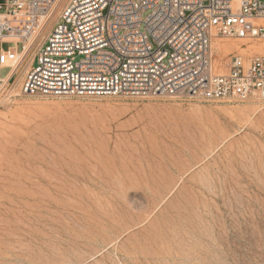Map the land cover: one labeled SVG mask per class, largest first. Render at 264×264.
<instances>
[{"label": "rangeland", "instance_id": "1", "mask_svg": "<svg viewBox=\"0 0 264 264\" xmlns=\"http://www.w3.org/2000/svg\"><path fill=\"white\" fill-rule=\"evenodd\" d=\"M66 1L0 93V264H264V105L22 93Z\"/></svg>", "mask_w": 264, "mask_h": 264}, {"label": "built area", "instance_id": "2", "mask_svg": "<svg viewBox=\"0 0 264 264\" xmlns=\"http://www.w3.org/2000/svg\"><path fill=\"white\" fill-rule=\"evenodd\" d=\"M60 2H0V70L8 69L0 93ZM216 37L264 39V0H67L37 47L21 92L182 94L204 102L253 98L264 105V55L232 54L227 70L218 72L211 54Z\"/></svg>", "mask_w": 264, "mask_h": 264}, {"label": "bare ground", "instance_id": "3", "mask_svg": "<svg viewBox=\"0 0 264 264\" xmlns=\"http://www.w3.org/2000/svg\"><path fill=\"white\" fill-rule=\"evenodd\" d=\"M44 20H45V17H43V16H41L39 18L38 27H37L36 30H39V28L41 27V25L44 22ZM219 40H220V37H216V41H219ZM242 41H243V39H240L237 42H242ZM234 43H236V42H234ZM222 46L224 48H228L229 44L225 43V44L222 45L220 42H216V43L212 42L211 43V54H213L215 52L214 51L215 48H219V47H222ZM248 47L251 48V49H254V50H258V51H264V45H262V44H249ZM26 48H27V46H26ZM246 50L247 49H241V48L237 49V51H239V52H245ZM228 51H230V50H228ZM215 65H216V63H215L214 59H212V66H213L214 69H215ZM215 70L218 71V72H224V69H220V70L215 69Z\"/></svg>", "mask_w": 264, "mask_h": 264}]
</instances>
